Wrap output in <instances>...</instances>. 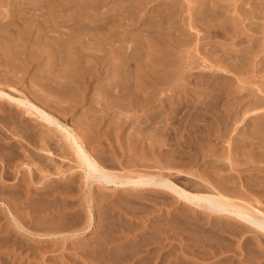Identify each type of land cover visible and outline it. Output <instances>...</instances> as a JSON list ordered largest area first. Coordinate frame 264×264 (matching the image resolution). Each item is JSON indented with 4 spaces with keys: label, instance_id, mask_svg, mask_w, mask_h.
I'll return each instance as SVG.
<instances>
[{
    "label": "bare ground",
    "instance_id": "6f19581e",
    "mask_svg": "<svg viewBox=\"0 0 264 264\" xmlns=\"http://www.w3.org/2000/svg\"><path fill=\"white\" fill-rule=\"evenodd\" d=\"M85 1L89 4L87 6H90L89 10L94 11L95 16L88 17L85 14L80 16L79 19L82 23L68 28V33H58V36H52L49 32L58 25L71 26L73 23L75 24V20L72 18L63 20L61 16L52 17V14H49L50 21L43 27L37 26L36 30L39 33L0 35V41L3 43L0 45V65L3 63L6 68L9 65V71L3 72L5 77L0 76V120L3 119L11 124L0 127V155L3 156H0V205L6 206L11 217L2 222L5 212L0 208V245L11 242V246L20 250L19 255H16L15 251V257L22 258V253L29 251L25 257L28 259L32 256L31 259H33V256L35 257L38 251H41L35 246L36 244L33 245L34 243L40 245L39 243L59 237L67 238L66 235L72 238L78 235L77 233H84L85 230L89 233L92 232L94 216L91 205L86 213L88 215L86 225L82 226L80 213H77L75 208L83 206L84 200L78 202L75 195L76 192L85 193V188L89 190L96 184L100 189L95 194L96 199L98 198L96 211L101 221L96 226L99 237L97 238L95 235L93 238V242L96 240L95 250L101 251L102 246L107 244L105 237L104 240L101 237L102 230H105L104 234L106 231L112 233L108 228L107 220L105 222L102 219L103 215L107 214V206L112 203L106 195L101 193V190L106 187L116 188L117 193L125 192V197H117L116 192L115 197L116 200L127 204L140 203V200L144 199V195L148 193L162 194L164 197L162 196L160 207L169 206V199L173 202L179 201L186 204V208L178 207L177 215L179 217L177 218L181 220V223L182 221L186 222V229L190 232L207 233L215 237L227 233L237 236L239 239L248 232H255L260 238L254 237L245 243L255 242L257 247H264L261 241V239L264 240V178L260 180L257 176L252 179L244 174L247 170L259 169L255 166V162L264 163V88L258 90L263 96L254 95V93L249 96L245 92L242 94L241 90L244 87H240L241 90L237 92L242 95L238 96L232 91L235 86L232 80H225L208 94L204 93L203 96L195 94L196 99L194 100L191 99L190 94L183 95L177 97L172 103L173 100L168 99L170 93L167 94L170 91L174 92V87L169 85L172 81L152 79L158 70H169L166 48H180L185 43L187 47L192 38L195 46L198 47L196 52L208 64H204L207 65L204 66L207 71L200 73V78L216 81L230 75L236 78V87H238L237 85L241 82L247 84L243 81L248 71L245 69V65H249V70L254 77L259 79L264 77V65H262L264 58L259 59V54L264 51V42L260 48L255 49L257 47L256 39L252 40V47L247 51L248 55L242 54L241 50L224 46L219 48L214 46L204 51L200 44L203 36L200 37V32L197 30L198 27H203L207 33H210L212 29L218 33V29L225 28L229 20L230 33H239V36L242 33H256L257 29H246L244 21L254 19L256 11L264 9V0H207L208 3L206 0H196L199 2L198 4L195 2L196 9L191 6L186 9L190 16L186 19V23H183L186 26V39H184V33H179L180 36L172 34L175 31L178 32L177 28L175 29L176 25L169 24L168 26L167 24L168 27H164L167 17L173 19L183 12L176 0H164L165 4L163 1H159L156 5L153 2L158 0H130L128 4L113 10L112 14L99 12L101 0ZM245 3L251 5L249 10L242 9ZM71 4L70 0H59L55 9H58V12L66 13V10L72 7ZM150 4L151 6H149ZM162 4H164V8H160L155 13L154 6L158 7ZM147 8L152 10L151 18L153 20L149 21L146 27L150 33L157 34L155 42L124 32L126 27L136 25L135 16L139 15L141 10H148ZM231 10L233 14L238 15L226 18V14ZM194 11L195 13L191 14ZM142 15H139L138 18H142ZM209 18L214 21L213 24L208 22ZM10 21H7L6 24H9ZM126 21H130V23ZM27 29L30 28L26 27ZM128 39L132 41L131 45H128ZM142 39L145 42H140ZM31 40L33 42L30 49L24 50L27 48L26 44H29ZM42 61H45V64L41 68L37 66L34 68V64L39 62L40 65ZM189 66L186 69L192 68ZM177 72L183 81L179 85L186 88V79L191 74L184 77L182 76L183 70L180 69ZM19 74H21L20 77L17 76ZM166 74L168 75V73ZM26 78L31 79L34 87L32 91H26V85H24L27 81ZM104 78L109 80L102 84H96L98 80ZM33 81L36 86L33 85ZM18 87L22 88V91H18ZM97 89L99 90L97 99L95 96L88 97L90 91H97ZM146 89L150 91L147 92ZM164 93L166 95L163 96ZM249 97L251 100L246 103L245 99ZM168 101L170 104L167 106ZM250 103L253 105V110H243L244 106L247 104L250 106ZM79 105H88L90 110L92 108L94 110L86 118H80L74 122ZM92 105H97L100 108ZM224 106L226 107L224 108ZM184 108L191 109L193 113L200 114L202 112L206 119L205 123L211 124V127L204 128L199 125L202 122L199 119L196 121L197 128L186 130L184 133L182 131L179 135L181 138L186 135V148L192 149V142L203 140V145L206 143L204 146L209 149L206 150L207 152H204L202 148L196 149L195 157L191 155L187 157L186 170H177L176 167L180 162L177 163L173 152L170 153L169 139L172 129L168 128V122ZM241 110L244 112L241 122H239L244 126L251 122L252 129H249L248 132L245 131L247 139L240 136L237 129H230V125H234L232 120L238 121V114ZM218 111L220 116L217 115ZM138 112H148L149 115L140 119L136 115ZM111 115L116 118L112 124L120 132V137L124 132L126 133L128 127L133 126V128L130 127L133 129V133L128 132L126 138L129 144L120 154L116 151L108 150V152L106 148L97 145L91 146L95 143V137L90 134L93 131L94 122L102 123L106 116ZM207 116L212 120H207L209 119ZM69 120L72 123L70 126L67 124ZM162 123L167 127L159 130L160 127L158 128L156 125H162ZM141 124L144 127H141ZM134 125L140 126L141 130L138 131V127V130H134L136 128ZM154 127L158 129L155 130ZM144 128L148 129L145 135L142 133ZM98 132L99 130L94 132L95 136ZM98 138L100 139V137ZM101 138H105L104 135ZM212 138L217 143L229 139L227 150L219 154L220 149L216 148L217 143L211 144ZM236 140L238 141L235 143ZM239 142L248 143L252 148L247 151L244 148L235 151L233 147ZM156 151H158L157 154ZM235 154L236 156L241 154V158L236 157ZM258 154L261 157H258ZM56 159L73 161L74 169L72 167L68 170L71 173L70 176L59 171L51 174L52 164ZM200 159L201 165H199ZM240 162L246 165L245 169L237 168L241 166ZM202 165H205L206 168L200 170ZM261 169H264V166ZM78 172H81L82 181H79L80 175H76ZM38 173L44 174L43 177L39 176L40 181L49 180L41 186L42 191L32 192L30 189L33 195L31 194L29 198L26 197L27 193L23 194L25 198H28L29 205L26 208H29V211L18 212L11 201L20 199V193L28 190L27 188L34 183V178ZM18 174L20 175L17 182L4 185L8 176H13L15 180ZM51 176L57 177L49 178ZM182 179L189 182L182 185L180 184ZM4 192L8 194V197H3ZM58 197L63 198L60 199L63 206L58 209L55 205L56 209L54 208L53 211L47 210L52 203L56 204ZM86 198L89 199V202L92 201L90 196ZM18 203L21 204V202ZM141 203L143 202L141 201ZM223 216L231 221L222 223L220 219ZM129 217V219H134L131 218L132 214ZM134 217L136 216L134 215ZM104 218L108 219L109 215ZM210 219L213 222L209 221ZM149 225L147 224V227ZM171 226L172 223L168 222L165 227L170 228ZM131 229L133 228H130V231ZM149 231L151 232V230ZM139 233H137L138 237ZM144 233L147 234V232ZM162 233L167 232L162 230ZM107 234L109 233L107 232ZM141 234L143 233L141 232ZM126 236L125 238H127ZM120 238L118 236L117 240ZM130 238L128 237V239ZM165 238H168L167 235ZM121 244H125V246L118 249L119 251L115 250L112 254H108L105 264H127V262H129L128 264H157L153 262L152 258L139 257L140 252H150V249H147L151 244L150 241L140 238L136 244L131 246L128 245V242ZM199 244L200 242L196 241V245L199 246ZM44 252L47 251L44 250ZM143 256L145 255L143 254ZM43 258L45 263L46 259L42 257V260ZM104 258L103 255L102 259ZM1 262L5 264L4 259ZM25 262L26 260L21 264H25ZM188 262L189 260L186 264Z\"/></svg>",
    "mask_w": 264,
    "mask_h": 264
},
{
    "label": "rangeland",
    "instance_id": "374dc122",
    "mask_svg": "<svg viewBox=\"0 0 264 264\" xmlns=\"http://www.w3.org/2000/svg\"><path fill=\"white\" fill-rule=\"evenodd\" d=\"M70 1H72V4H71L72 7L70 6L71 8L67 9L66 13H62V12H58V9H55V5L59 2V0H0V16L2 18V19L0 18V35L2 36V35L11 34L14 36L16 33H39L36 30L37 26L43 27L44 25H46L50 21V17H48L49 14H52V17L61 16V18L63 20H69L71 18L74 19L75 24L73 23V25H71V26L58 25V26L53 27V31L49 32V33H51L52 36H58V33H68V28L73 27L76 24H81L82 22L79 19L80 16H83L84 14L87 15L88 17H94L95 16L94 11L92 9H91V11L89 10L90 6H87L89 4L85 0H76V1L70 0ZM129 1L130 0H101L99 2L100 6H101V7H99V10H100L99 12L100 13L101 12H110V14H112L113 10L120 8L121 6H123L125 4H128ZM159 1L160 2L163 1L165 4L164 0H158V1H155L153 3L156 5V3H158ZM176 1L179 2V6L181 7V9H183V12H181V13H179V15L175 16L176 19H175V17H173V19H171V18L169 19L167 17L165 19L164 27L167 28L169 26V24L176 25L175 29L177 28L176 30H178V32L175 31V33H172V34L174 36H180L179 33H184V39H186V33H185L186 32V26H185V24L183 25V23H186V19H188L190 17L188 14L189 11H186V9L190 8L189 6L195 8L196 7L195 2H197V4H198L199 0L198 1H196V0H176ZM206 2L208 3L209 1L206 0ZM247 3H245L242 6V9H245V10L250 9L251 5L247 4ZM164 4H162L161 6H158V7L154 6V8L156 9L155 13H157L160 10V8H164ZM149 6H151V4ZM85 7H87V8H85ZM147 9L148 10H141L139 15L143 14L142 18L139 17L140 18L139 19L138 18L139 15H136L135 16L136 25L126 27L124 32L131 33L132 36L133 35L140 36L141 38L150 39L149 41L153 40L155 42L157 34L156 33L155 34L150 33L149 29L146 27V24L149 23V21L153 20V18H151L152 10L150 11L149 8H147ZM49 11H50V13H49ZM192 13H195V11L191 12V14ZM234 15H238V14H233V12L231 10L230 13L226 14V18H231ZM23 16H25V17H23ZM7 21L8 22L10 21V23L6 24ZM126 22L130 23V21H126ZM138 22H139V24H137ZM208 22H210V24L214 23V21H212L210 18L208 19ZM227 22L228 23H227L225 28H219L218 29V31H219L218 33H215L213 31V29L210 31V33H207L206 32L207 30L205 28H203V27L197 28V30L200 32V37L203 36V40L200 41V44H202V49L204 51L211 49L214 46H217L218 48L220 46H224V47L232 48L235 50H241L242 54L248 55L247 51H248V49H250L252 47V42H251L252 40L256 39V46L257 47L255 49L260 48L262 46V44L264 42V36H263V32H264L263 31L264 30V9L262 11H260V10L256 11V15H255L254 19H246L244 21L245 28L246 29L252 28L255 30L257 29L258 32H256V33H242L241 36H239V33H236V34L230 33V31H231L230 21L228 20ZM167 24H168V26H166ZM32 25H34V26H32ZM26 27H29L30 29L31 28L32 29L26 30ZM32 30H33V32H32ZM104 32H107V31L105 30ZM204 33H207V34H204ZM32 42H33V40H31L29 44L27 43L28 44V45L26 44L27 48H25L24 50H26V49L29 50ZM140 42H145V41L142 39ZM127 43H128V45H131L132 41L130 39H128ZM2 44L3 43L0 41V45H2ZM210 45H212V46H210ZM197 49H198V47L195 46V42L193 41V38L191 39V42H189L187 47H186V43L184 45H182L180 48H178V47H174V48L167 47L165 53H166V58L169 60L170 67H167V68H169V70L168 69L167 70L163 69L162 71L158 70L157 72H155V75L152 78L154 80H159V81H166V80L172 81V83H170L169 85L174 87V92L170 91L167 93V94L170 93L168 95V97H169L168 99L173 100L172 103L175 102L177 97H182L183 95L187 96L188 94H190L189 96H191V99L194 100V99H196V97H194L195 94H202L201 96H203L204 93L208 94L212 91V89H214L218 85L224 83L225 80L226 81L232 80L233 85L235 84V86H233L234 88L232 89V91H234L235 95L241 96L242 94H244L243 92H245V94H248L249 96H251V94H253V93H254V95L263 96L258 90H259V88H264V87H262V84H264L263 83L264 77H260V79L257 77H254L251 74V71L249 70V65H247V66L245 65V69H247L248 71H247L244 79L242 78L244 82H247V84L246 83L243 84L241 82V83H239V85H237L238 87H236V82H237L236 78L234 76H230V75H226L227 77L219 78L216 81H214V80L212 81V80H209L206 78L205 79L200 78V73H206L207 70L204 69L205 68L204 66H207L208 64L206 62H204V60L201 59L202 58L201 55L196 52ZM186 50H187V52H186ZM200 53H201V50H200ZM5 58L8 59V57H6V56H5ZM260 58H262V59L264 58V51L261 54H259V59ZM199 61H201L202 63ZM43 64H45V61H42V63L40 65L38 62V63L34 64V66H35L34 68H37V67L41 68V66H43ZM204 64H207V65H204ZM262 65H264V60H263ZM188 66L189 67L192 66V68L186 69ZM180 69L184 71V73L182 75L184 77L191 74V76L187 77V79H186V82H185L186 88H183L179 85V83L183 82L180 79L181 77L177 72ZM187 70H188V72H187ZM4 71H6V72L9 71V65H8V68H6V67H4V64L1 63V65H0V76H2V78H3V76L5 77V75L3 74ZM166 73H168L169 76ZM259 75H261V74H259ZM259 75H256V76H259ZM17 76L20 77L21 74H19ZM26 80L27 81L24 84V85H26V87H25L26 91L27 90L32 91L34 87L32 86L31 79L26 78ZM108 80H109L108 78H106V79L104 78V79L98 80L96 82V84L97 83L102 84ZM33 85L36 86V83L34 81H33ZM240 87L241 88L244 87L245 89L242 88L243 90H241ZM17 90L22 91V88L18 87ZM240 90H241L242 94L238 93ZM145 91L148 92L150 90L146 89ZM98 92H99L98 89H97V91L92 90L89 92L88 97L95 96V99H97L98 98ZM172 93H174V94H172ZM16 94H18V93H16ZM164 95H166V93H164L163 96ZM248 99H245L246 103L250 102V100H251L250 97ZM168 104H170V101H168L167 106H168ZM2 105H4V104H2ZM92 106L100 108L97 105H92ZM252 106H253L252 103H250V106H249V104H247L246 106H244L243 110H245V109L246 110H253ZM4 107H7V106L4 105ZM225 107L226 106H224V108ZM78 108H79V111L77 110V112L75 114L74 122H76L80 118H82V119L86 118V116L88 114H90V112L92 110H94V108H92L90 110L88 105H84V106L79 105ZM222 110H224V109H222ZM243 110H241L240 114H238L239 117H238L237 122L232 120V123L234 122V125H230V129L231 130L234 128L237 129V131L239 132V135L243 136L244 138L247 139V133L246 132H248L249 129H252V127H251V122L247 126H244L243 123L242 124L240 123L241 122L240 121L241 116L244 112ZM127 115H130V114L127 113ZM136 115L139 116L140 119L141 118L144 119L145 115H149V113L148 112H145V113L138 112V114H136ZM217 115L220 116L219 111H218ZM207 118H209L207 120H212V118L209 116H207ZM115 119H116L115 116L111 115V116L105 117V119H104L105 121L103 120L105 123L104 122H102V123L101 122H94L93 131L90 132V134L95 137L94 138L95 143L91 144L92 147L94 145L95 146L97 145V146H100L102 148L103 147L106 148L107 151L108 150L111 152L116 151L119 154L121 152L122 153L124 152V148H126L127 144H129V142L127 141L126 138L128 137L129 133H133V129H130V127L133 128V126L128 127V129L126 130V133L124 132L122 134L123 136H121L123 138H121L120 132H118V130H116V128H114V126L112 124V122H114ZM199 119L202 120V122L199 125L204 126V128L211 127L210 123H208V122L205 123L206 119L204 118V115L202 114V112H200V114L193 113L191 111V109H187V108L182 109L180 111V113H178L176 116L172 117V119L170 118V120L168 122V124H169L168 128L172 129V130H170V131H172V134L170 135L171 138L169 139V146L171 145L169 147V148H171L170 153L173 152V155L176 157L177 163L180 162L178 167H176L177 170H186V160H188L187 157H190V155L195 157L194 154H195L196 149L202 148V150H204V152H207L209 149L208 147L205 148L204 145H206V143H204V145H203V140H196L195 143L192 142V149L189 147L186 148V142H185L186 141V135L183 133L186 132V130H190V129L192 130V129L197 128L198 124L196 123V121ZM61 120H63V117H61ZM6 122L3 119H1L0 120V127L11 125L10 122H8V121H6ZM67 124L70 126L72 123L69 120V121H67ZM163 124L164 123H162V125L161 124L156 125V127H158V128L160 127L159 130L165 129L164 127L167 125V122H166V125L165 124L163 125ZM140 126L144 127V125H142V124ZM140 126L134 125V127H136L134 130H136V129L138 130V128ZM109 127H110V129H109ZM156 127H154L155 130L158 129ZM161 127H163V128H161ZM168 128H166V129H168ZM42 129H44V128H42ZM228 129H229V127H228ZM97 130H99V132L96 136L100 137V139L98 137L96 138V136H95L94 132H96ZM140 130L141 129L139 128L138 131H140ZM147 130H148L147 128L146 129L144 128V131L142 133L145 135V132ZM115 131H117V132H115ZM182 131H183L182 134L185 135L183 138L180 137ZM176 132H177V134H176ZM102 135H104L105 138H101ZM112 135H114V136H112ZM110 137H111L110 140H112V141L109 140ZM228 140L229 139H225V141L223 140L222 142L220 141L217 143L212 138L211 144L217 143L216 148L218 147L220 149V151H219V154H220L223 151L227 150ZM237 141L238 140H236L235 143ZM132 143H134V142H132ZM244 144H245L244 142L243 143L239 142L237 145H234L233 148L235 149V151H240L243 148L246 149V151H247V150L252 148V146H250L248 143L245 144V146H243ZM157 152L158 151H156V154H157ZM0 154H1V152H0ZM235 156H236V154H235ZM257 156L261 157V155H259V154ZM1 157H3V156H1ZM236 157L241 158V154H238V156H236ZM176 160H175V162H176ZM241 162H243V161H241ZM241 162H240V164L242 167L238 166L237 168L238 169H245L246 165H244V163H241ZM199 165H201V159H200ZM74 166L75 165L73 164V161L56 159L55 163L52 164L53 168H52L51 174L53 172L59 171L60 173H64L66 176H70L71 173L68 170H69V168H72V167L74 169ZM255 166L258 167L259 169L255 168L256 170H249V171L247 170L244 174L247 177H251L252 179H255L257 176L259 177L260 180L263 179L264 178V169H261V167L264 166V163L257 161V162H255ZM204 168H206L205 165L200 166V170H202ZM78 174L81 177V172H78L76 175H78ZM19 175L20 174H18L17 179H15V180H14L13 176H8V178L5 179L4 185H5V183L7 185L8 184L10 185V183L12 184L14 182H17ZM42 175L44 176V174H42ZM42 175H41V173L36 174V176L34 178V183L29 185V187L25 186L26 188L28 187L27 188L28 190H24V191L21 190L22 192L19 195V196H21L20 199L17 201H11L15 205V209H17L18 212H22V213L28 212L29 208H26V207H28L27 205H29L27 200L31 194L33 195L32 192H40L43 190V188L41 186L46 184L49 179L47 181H45V180L40 181V177H43ZM56 177L57 176H51L49 178L54 179ZM82 179H83V177H81L79 181H82ZM62 182L63 181H61V183ZM188 182L189 181H186V179L180 180V184H182V185H186V183H188ZM182 185H180V186L183 187ZM95 186H96V184H94L93 187H90L89 190L85 188V193H82V194H79L78 192H76V195H75L76 200L78 202H79V200L80 201L84 200V204H83V206H79L78 208L76 207L75 209H76L77 213L78 212L80 213V219L82 221L81 224H82V226H84V225H86V220H87V216H88L86 213H87V210L89 209V206L91 205V211H92V214L94 216V220H93L94 228H96V229L93 228V231L90 233L85 230L84 233H77L78 235H76L75 237H72V238L68 237V235H66L67 238L66 237H59L57 239L48 240V241H45V243L44 242L39 243L40 245L42 244L41 247H39L40 245H38L37 243H34L33 245L36 244L35 246L40 248L39 250H41V251H38V253L35 255V257L33 256V259H31L32 256L29 257L28 259L26 258L27 254H29V251L28 252L25 251L24 252L25 255H24V253H22V255H21L22 258L18 257V256L15 257V251H16V255H19L20 250L19 249L16 250L15 247L11 246V244H12L11 242L5 243V245H0V258H1L0 264H3L1 262L2 259L5 260V264H19V263L21 264L25 260H26L25 264H27L28 262H29L28 264H30V262H31V264H105V260H107L108 254H112L113 251L121 249L122 247L125 246V244L124 245L121 244L122 242H124V243L128 242V245L131 246V245L136 244L140 238H141V240L143 239L144 241H150L151 242V244H150L151 248H149L150 246H148L147 249H150V252H148V253L140 252L141 254L139 257H143V259H145L147 257L152 258V260H154L153 262L157 263V264H160V262H161V264H163V263L186 264L188 260H189L188 264H264V247L263 246L257 247L255 242H252L251 244L245 243V241L250 240L254 237L260 238V236L258 234H255V232H248L241 239H239L237 236H233L232 234H227V233L222 234L219 237H215V236L209 235L207 233L197 234L196 232H190L188 229H186V222L182 221V223H181L180 222L181 220H179V218H177V217H179L177 215L178 207L186 208V204H183L179 201L173 202L169 199V201H170L169 206L170 207L169 206L160 207L159 204L160 205L162 204L161 201L163 200L164 195L154 194V193H148V194L144 195L145 198L140 200V203H138L139 205L138 204H127V203H124L123 201L116 200L115 192L117 189L114 187H106V188L101 190V193L106 195L108 197V200L110 202H112V203H109L110 205L107 206V210H106V213H107L106 215H109V218L105 219L104 217L106 215H103L102 219L105 220V222L107 220L108 228L111 229L113 234L110 231H106V233L104 234L105 230H102L101 237L103 240L105 237L107 244L102 246L103 248L101 251L98 249L95 250L96 240H95V242H93L94 241L93 238L95 237V235L97 238L99 237V235H97V232H99L98 227H96V226H98L99 222L101 221L97 216L96 210H97V205H98L97 204L98 198L96 199V195H95V194H97L96 192H99L100 189H98L97 186L96 187ZM30 189L32 192L30 191ZM34 190H36V191H34ZM93 190H94V193H92ZM118 192H119V190H118ZM26 193L28 196L26 195ZM119 193L116 192L117 197L118 196L119 197H125V195H126L125 192L123 193L122 191H120ZM23 194H25L26 197H28V198H25V195L23 196ZM113 195H114V198H113ZM87 196H90V200H92L91 202H89V199L86 198ZM3 197H8V194L6 192H4ZM93 198L95 199V201ZM149 198H150V200H149ZM151 198H152V200H151ZM60 199H63V198L58 197L56 204L52 203L49 206V208H47V210L51 209L53 211V209L55 208V205H56V208L58 207V209L60 208V206L62 207L63 206L61 204L62 200H60ZM114 199H115V202L117 204L114 202ZM147 200H148V202H147ZM141 201L143 203H141ZM149 201H150V203H149ZM18 202H21V204ZM172 202L175 204H173ZM164 203L166 204L167 202H164ZM94 204H96V205H94ZM147 204H148V206L150 204L151 205L148 207V206H146ZM20 205H21V207H20ZM51 207H53V208H51ZM0 208L3 209V211L5 212L3 214L5 217L2 220V222H5L6 218L9 219V217H10L8 212H7L8 209L6 208V206H2V205H0ZM41 209H43V207H41ZM114 210H115V212H114ZM112 212H113V214H112ZM119 213H120V215H119ZM117 214H118V216H117ZM131 214H132L131 218H134V219H129L130 218L129 216H131ZM125 215H126V217H125ZM127 215H129V216H127ZM134 215L136 217H134ZM167 216L170 218H168ZM137 217H138V219H137ZM126 218L128 219L127 221L124 220ZM129 220H131V221H129ZM220 220L222 223H226V222L231 221L226 216L221 217ZM209 221L213 222L212 219H210ZM168 222L172 223V226H171L172 228L171 227L170 228L165 227L166 224H168ZM147 224L148 225L150 224L148 226L149 228L147 227ZM151 224H153V225L151 226ZM150 226H151V228H150ZM123 228H124V230H126L125 232H124ZM130 228H133V229H131L132 232L130 231ZM149 230H151L153 235L151 234V232ZM162 230H163V232H167L168 234L162 233ZM100 231H101V229H100ZM107 232L109 234H107ZM141 232L143 234H141ZM144 232H147V234ZM137 233H139L138 234L139 237L137 236ZM131 234H133V235H131ZM124 235L125 236L127 235L126 236L127 238H125ZM165 235H167V237L169 239L168 238L166 239ZM118 236H120L121 238L117 240ZM128 237L129 238L131 237L130 238L131 240L128 239ZM135 237H138V238H135ZM121 239H122V241H121ZM125 239L128 241H126ZM136 239H137V241H136ZM129 240H130V242H129ZM156 241H159L160 243L159 242L156 243ZM196 241L200 242L199 246L196 245ZM261 241H262V245H263L264 240L261 239ZM89 242H90V244H89ZM117 244L119 246H116ZM8 250H9V252H8ZM44 250L47 251L48 253L44 252ZM164 252H166V253H164ZM143 254L145 256H143ZM11 255H13V256H11ZM39 255H41V256H39ZM103 255L105 257L104 259H102ZM155 255H157V256H155ZM159 256H160V258H159ZM42 257H45V259H46L45 263H44V258L42 260ZM13 259H16V260H13ZM9 260H10V262H9ZM159 260H160V262H159ZM166 261H168V262H166ZM169 262H171V263H169ZM128 263L129 262H127V264Z\"/></svg>",
    "mask_w": 264,
    "mask_h": 264
}]
</instances>
